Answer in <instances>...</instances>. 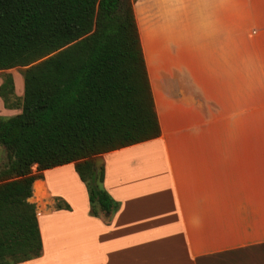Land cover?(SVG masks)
Here are the masks:
<instances>
[{"label":"crops","instance_id":"0c3cea01","mask_svg":"<svg viewBox=\"0 0 264 264\" xmlns=\"http://www.w3.org/2000/svg\"><path fill=\"white\" fill-rule=\"evenodd\" d=\"M131 8L159 136L97 155L108 219L72 163L42 171L27 199L41 252L18 264H264V0Z\"/></svg>","mask_w":264,"mask_h":264},{"label":"trees","instance_id":"16d2710c","mask_svg":"<svg viewBox=\"0 0 264 264\" xmlns=\"http://www.w3.org/2000/svg\"><path fill=\"white\" fill-rule=\"evenodd\" d=\"M17 68L20 103L0 81V264L41 252L34 205L41 172L72 163L89 213L108 219L118 204L93 158L156 139L159 125L131 4L123 0H0V71ZM35 166V173L31 167ZM57 209L69 207L54 198Z\"/></svg>","mask_w":264,"mask_h":264},{"label":"rangeland","instance_id":"374dc122","mask_svg":"<svg viewBox=\"0 0 264 264\" xmlns=\"http://www.w3.org/2000/svg\"><path fill=\"white\" fill-rule=\"evenodd\" d=\"M124 2H128V3H130V4H132V2L133 1H135V0H123ZM18 70L19 69H17V68H14V69H9V70H6V71H0V81H1V77L4 75V74H6V73H8V74H10V76H11V78H14L15 79V82H16V84L18 85L19 84V81H20V83H22V81H21V77H20V75L18 74ZM146 73H147V78H148V83H149V79H150V81H151V75H152V73L149 71V72H147L146 71ZM18 93H19V91H18ZM21 93H22V89H21V91H20V93H19V95L16 97L15 95V97H16V101L18 102V103H20V96H21ZM102 159H101V156H95L94 158H93V162H94V164H95V167H100V166H102V161H101ZM3 161H4V152H3V150H2V148L0 147V164L1 163H3ZM31 171H32V173H35V171H33L32 169H31Z\"/></svg>","mask_w":264,"mask_h":264}]
</instances>
